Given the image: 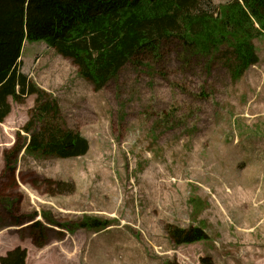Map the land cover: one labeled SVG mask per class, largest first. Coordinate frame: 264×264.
I'll return each instance as SVG.
<instances>
[{
  "label": "rangeland",
  "instance_id": "rangeland-1",
  "mask_svg": "<svg viewBox=\"0 0 264 264\" xmlns=\"http://www.w3.org/2000/svg\"><path fill=\"white\" fill-rule=\"evenodd\" d=\"M254 44L259 63L236 83L220 63L184 64L170 42L96 91L72 60L25 43L20 71L89 151L22 152L11 172L4 154L20 132L28 140L36 96L12 103L0 123V260L19 247L27 264H264V37ZM173 228L209 239L176 245Z\"/></svg>",
  "mask_w": 264,
  "mask_h": 264
},
{
  "label": "trees",
  "instance_id": "trees-1",
  "mask_svg": "<svg viewBox=\"0 0 264 264\" xmlns=\"http://www.w3.org/2000/svg\"><path fill=\"white\" fill-rule=\"evenodd\" d=\"M261 37L264 0L224 5L213 0H0V123L12 112V103L36 96L22 130L28 140L22 145V133L17 134L18 142L4 154L7 169L13 172L23 150L27 156L61 159L89 151L88 141L60 122L57 102L20 71L25 43L43 42L72 60L80 76L100 91L127 63L159 58L170 42L184 52V64L205 60L210 69L220 63L236 83L259 63L254 42ZM106 224L87 225L101 229ZM169 235L176 245L209 239L200 228H173ZM26 258L18 247L0 263L27 264Z\"/></svg>",
  "mask_w": 264,
  "mask_h": 264
}]
</instances>
